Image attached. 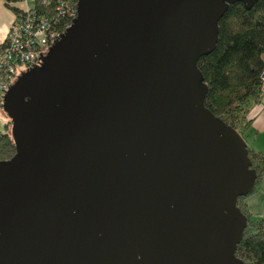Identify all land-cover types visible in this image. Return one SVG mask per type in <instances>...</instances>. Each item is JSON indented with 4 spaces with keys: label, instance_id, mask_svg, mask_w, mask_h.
Listing matches in <instances>:
<instances>
[{
    "label": "water",
    "instance_id": "water-1",
    "mask_svg": "<svg viewBox=\"0 0 264 264\" xmlns=\"http://www.w3.org/2000/svg\"><path fill=\"white\" fill-rule=\"evenodd\" d=\"M239 2L78 0L3 98L0 264H246L255 175L197 68Z\"/></svg>",
    "mask_w": 264,
    "mask_h": 264
},
{
    "label": "trees",
    "instance_id": "trees-1",
    "mask_svg": "<svg viewBox=\"0 0 264 264\" xmlns=\"http://www.w3.org/2000/svg\"><path fill=\"white\" fill-rule=\"evenodd\" d=\"M214 50L198 59L197 68L207 85L205 107L235 128L245 138L250 128V105L261 91L260 75L264 71V0H256L250 10L242 3L228 6L218 21ZM2 107V105H1ZM10 121H8L9 124ZM0 130V161L11 159L15 146L11 135ZM255 183L247 196L239 197V207L247 217V227L236 246V256L246 264H264V218H254L243 204L253 194L264 175V156L248 148Z\"/></svg>",
    "mask_w": 264,
    "mask_h": 264
},
{
    "label": "built area",
    "instance_id": "built-area-1",
    "mask_svg": "<svg viewBox=\"0 0 264 264\" xmlns=\"http://www.w3.org/2000/svg\"><path fill=\"white\" fill-rule=\"evenodd\" d=\"M12 19L0 41V108L8 88L22 72L39 65L70 27L78 0H2ZM264 93V71L260 75Z\"/></svg>",
    "mask_w": 264,
    "mask_h": 264
},
{
    "label": "crops",
    "instance_id": "crops-1",
    "mask_svg": "<svg viewBox=\"0 0 264 264\" xmlns=\"http://www.w3.org/2000/svg\"><path fill=\"white\" fill-rule=\"evenodd\" d=\"M11 19L12 13L6 8L4 2L0 0V41L4 39V34L8 29ZM249 113L252 122L244 135V140H246L249 149L262 152L261 148H264V93L257 101L251 103ZM261 179L255 192L243 200L247 211L254 218L259 219L264 218V175Z\"/></svg>",
    "mask_w": 264,
    "mask_h": 264
},
{
    "label": "rangeland",
    "instance_id": "rangeland-1",
    "mask_svg": "<svg viewBox=\"0 0 264 264\" xmlns=\"http://www.w3.org/2000/svg\"><path fill=\"white\" fill-rule=\"evenodd\" d=\"M12 15H13V13H12ZM21 75V74H20ZM263 93H260V96L262 95ZM259 96V97H260ZM8 121H9V118H8V116H7V114L4 112V110H3V105H2V108H0V130L2 131V130H5V122H7V124H8ZM10 129H11V124H10V122H9V124H8V127L6 126V132H7V134L9 135L10 134ZM250 142V141H249ZM262 147V146H261ZM261 150H262V153H263V156H264V148H261Z\"/></svg>",
    "mask_w": 264,
    "mask_h": 264
}]
</instances>
